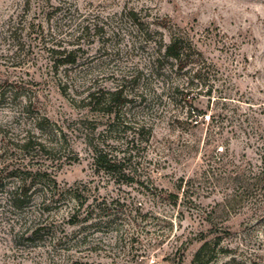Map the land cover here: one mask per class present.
<instances>
[{"label": "rangeland", "instance_id": "1", "mask_svg": "<svg viewBox=\"0 0 264 264\" xmlns=\"http://www.w3.org/2000/svg\"><path fill=\"white\" fill-rule=\"evenodd\" d=\"M0 264H264V0H0Z\"/></svg>", "mask_w": 264, "mask_h": 264}, {"label": "trees", "instance_id": "2", "mask_svg": "<svg viewBox=\"0 0 264 264\" xmlns=\"http://www.w3.org/2000/svg\"><path fill=\"white\" fill-rule=\"evenodd\" d=\"M128 17L130 19H133L137 21L139 18L138 12H136L134 9H131L128 12ZM139 21V20H138ZM157 50L156 52L162 56H164L168 60H173L174 62L177 63V66L179 70L187 68L189 65H197L199 68L195 72V76H198V73L202 70V65L197 59L194 61V56L197 54L200 55L201 52H199L195 46V44L189 39L187 35H185L182 32H174L170 35V39L168 42H165L164 39L162 38L159 41V45H156ZM65 57L61 60V63L63 64H69L73 63L74 60L72 59L73 52L69 53H61ZM122 91L123 90H118L114 93L110 94L109 98V113L113 114L114 112L116 113L117 111H114L116 107L113 106H118L120 105L121 102V96H122ZM96 163L99 166V169H104L107 172H117L120 174L119 171H116V161H112L111 159L108 158L107 154H104L102 151L98 152L96 155ZM121 176V175H120ZM122 176L124 178H127L128 175L126 173H122ZM34 181H30L29 178L27 177H19V185L17 188L14 190L10 191L8 193L10 195L11 200L14 202L15 206L17 207H23L25 203L27 202V198L29 197L28 193L30 190H32L33 186L35 183ZM191 179L189 182L190 185ZM174 200L178 198V195H171ZM74 200L78 201L79 204V209L82 208L84 205V201L82 200L81 195H74ZM78 222V215L77 212L72 215V223L75 224ZM35 233V232H34ZM212 241L205 240L202 245L199 247L195 254V260L200 261L204 260V258H208L211 254V251L213 250L211 248ZM217 241H215L213 245H216Z\"/></svg>", "mask_w": 264, "mask_h": 264}]
</instances>
